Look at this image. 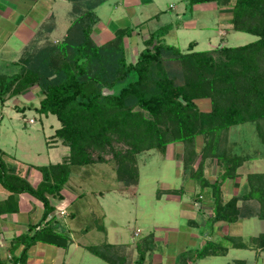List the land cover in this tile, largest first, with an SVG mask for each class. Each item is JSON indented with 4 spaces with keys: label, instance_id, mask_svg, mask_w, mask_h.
Returning <instances> with one entry per match:
<instances>
[{
    "label": "trees",
    "instance_id": "obj_1",
    "mask_svg": "<svg viewBox=\"0 0 264 264\" xmlns=\"http://www.w3.org/2000/svg\"><path fill=\"white\" fill-rule=\"evenodd\" d=\"M70 1L71 20L65 34L77 28L76 40H64L65 36L58 44L23 50L17 61L18 71L0 74V101L5 95L37 86L42 97L35 111L55 116L58 126L52 136L67 147V154L60 162L37 166L40 179L34 187L22 178L4 174H0L1 183L12 192H27L36 197L43 206L41 222L53 210L47 196L62 199L61 189L75 174L80 180L87 179L93 163L105 162L101 155L105 148L111 152L116 179L123 187H132L137 184L139 152L162 151L168 143L182 142L183 172L197 183V194L201 191L210 198L209 224L251 216L264 219V172L248 173L241 189L225 201L220 191L221 182L234 178L243 161L242 156L226 152L227 128L254 122L264 145V134L260 131L264 119V0H185L189 7L213 2L229 8L230 28L251 34L253 40L221 46L213 59L193 50L191 42L180 51L163 41L164 31L162 34L154 31L143 40V47L133 61L126 60L123 40L132 27L116 29L113 38L101 44L94 43L89 36L97 21L94 8L104 0ZM238 59L241 69L235 71L231 66ZM172 61L176 62L177 72L171 66L167 70L163 64ZM201 70L211 75L207 90ZM177 75L184 79L181 83L176 82ZM102 88L110 91L102 93ZM202 96H209L208 112L198 111L191 100ZM197 133L204 135L205 141L198 154L199 161L192 167L191 162L197 156L192 139ZM119 142L125 144V149H115L114 143ZM91 152H96L94 158ZM211 159L219 172L208 182L203 173ZM0 169L3 170L1 161ZM238 200L240 205L236 204ZM254 202L258 205L256 210L249 206L248 211L242 210L247 203ZM11 209L0 207V211ZM68 216H73L72 211ZM59 225L55 216H51L42 227L29 226L30 234L22 236L24 248L20 258L15 257V264L17 259L23 263L25 249L35 241L64 247L68 239ZM223 239L229 240L233 247L264 249V232L247 238L248 243L237 237ZM210 246L211 241H205L204 246L196 248L195 257L217 254ZM87 249L109 264L123 263V256L117 255L111 244L90 245ZM136 249L139 251L133 264L141 262L144 251L139 244ZM233 264L244 262L235 260Z\"/></svg>",
    "mask_w": 264,
    "mask_h": 264
},
{
    "label": "rangeland",
    "instance_id": "obj_2",
    "mask_svg": "<svg viewBox=\"0 0 264 264\" xmlns=\"http://www.w3.org/2000/svg\"><path fill=\"white\" fill-rule=\"evenodd\" d=\"M68 1L70 2V4H72L70 0ZM153 1V6L146 5L142 9L141 14H139L138 11H135L134 17L142 19L151 14V12L160 13L159 15H157L158 18L146 20L144 25L148 28H152V30H156V32L161 34L163 33V31L166 32L167 36L164 37L165 42L171 41L175 46H177V48L180 49V51L185 50L188 42L191 41V43L193 44L194 41H197L195 46L192 45L194 46L192 48L193 50H195L196 52L204 51L205 53L199 54L209 55L211 58L216 59L217 55L214 51L215 47H218L222 42L226 41L224 45L231 47L253 40V36L248 33L230 30L227 24H225L226 22H220L221 19L218 17L216 11H208L207 13L202 14L201 16H203L204 21L201 22V26L179 31L178 29L180 28L183 19L188 18L190 15L195 16L197 19L199 18L197 17L198 14L197 12H195V9H193V7L190 8L185 0ZM116 2H119V0H106L94 8V13L95 15H97L96 17H99L100 21L107 24L110 29L115 27L113 24V18H123L126 16L123 8L119 5V3L116 4ZM169 6L173 7L169 8ZM181 6H183V8L185 7V9L183 10L182 8V11L177 15V9L181 10ZM66 16L68 17V13L64 11L60 18V26L62 29L63 27H65V22H63V19L66 20ZM132 21L133 20H130V18H127L125 22L127 23V25L125 24L124 26L132 27V30H135L136 32L133 34L132 32H130L128 37H124L123 39L126 51V60L128 61H133L135 59L138 50L143 47L142 43L143 39L145 38V34L142 32L144 30H138V26L134 28V26L131 25ZM96 23L92 25L91 29L89 30V36L94 43H96L94 40L96 38L94 33ZM177 27L178 29H176ZM41 29L42 30L40 31V33H36L32 41L30 43H27L24 51H30L29 49H35L39 46L45 47L51 44H58L60 40H63L65 36L67 37H65L64 40L73 42L76 40L78 32L77 28H75L71 29V31L69 30V32L67 31L68 33L66 35L65 30V33L60 39H56L53 41L51 38H49L50 35H43V31L46 30L45 26H42ZM218 29H222L224 33L223 36L220 37L217 35ZM208 39L210 40V42L208 41ZM208 42L211 43V45L214 44L215 47H213L211 51L206 52L207 48L209 47ZM163 64L165 65V68L167 70L168 66H171L175 69L176 72L178 71V67L176 66V62L174 61L170 63L163 62ZM234 64L235 65H232L231 68L235 69V71H239L241 69V61L238 59L234 62ZM214 68L217 67L214 66ZM18 69L19 64L14 67H12V65H4L3 73L11 75L12 73L18 71ZM201 72L204 76V79H206L203 81V83L204 87L207 90V81L211 75L205 70H201ZM183 80V78H180L177 75V83H181ZM183 87L185 88V86ZM21 95H19L18 97L22 103L18 102V104L23 105L18 110L14 111L11 109V99H8L6 104H0V142L2 147H5L3 148L5 152L4 157L2 158L0 156V161H3L4 163H11L10 161H12L18 164L16 166L17 173L21 176H25L26 168H29V170L30 168H33V172H36L38 170L36 167L39 165H46L48 162H60L63 157V155L61 154H67V147L62 145L59 140L56 139V137L52 136L54 128L58 125L55 116L49 113L42 114L35 111V108L38 106V101L42 97V94L39 92L37 86L32 85L24 89L21 92ZM206 97L208 101L209 96ZM191 100L193 103L197 101L196 98H193ZM199 100L205 101L203 99ZM199 100L198 102H200ZM194 106L197 109L195 103ZM13 112L18 113V119L10 117L11 115H14ZM22 117H25V119L31 117L36 123H24L20 120V118ZM36 125L40 128L39 130H36ZM241 126L242 127H239L241 128L239 129V132H233L231 134V137L238 138L237 141L230 142L227 139V143L225 145V147H227L226 152L228 153L229 151L242 157H244V155H255V157H257L258 155H263L264 145L261 138L257 135L254 122L246 121V123L242 124ZM260 131L262 132V134H264V119H261ZM31 136H33L34 139L30 138ZM12 137L17 140V144L20 145V147H17V144L15 143H11ZM204 141V135L199 133L195 134L192 139V145L194 151L197 154V156L191 162L192 167H195L199 161L198 154H200L202 150ZM171 143H177L178 147L180 148L179 154L177 153V149L176 151H174V154L172 156L174 157L173 159H175V162L173 161V159L166 158V155H168L170 152L169 146L168 148L165 147L162 151L159 149H151L139 152L136 155L138 178L134 190L131 188H127L125 190L123 189L124 191L119 190L118 186H121V182H119L115 177V164L112 161L111 152L107 148H105V151L101 153L103 158L106 159L105 162L93 163L89 167V169L92 170V174L87 179L80 180L75 174L74 176L70 177L62 190L68 196L70 195V197L82 192L84 196L80 201H83V203L88 206V209L89 205H92V207L97 206V209L99 208L103 211V213L105 214L103 218V224L107 229V234L105 237L107 241H114V239L121 237V239L126 240L130 244L132 242H135L137 244L140 243V247H144L143 245H145L146 247H148V251L153 253L156 252L159 255L161 254L162 257L165 250L168 254H171L173 256L176 250H174L173 248H177V246L180 244V242H183V240L178 239L179 241H177L176 243H170V237L172 235H177L178 237V234H176L175 232H173L175 234L169 233L168 229L166 228L179 227L182 229L183 226H179V224L181 223V220L178 217L177 209L179 201H177V198L170 199L171 197L169 195H166V188L169 187L178 189V191L176 192L177 194H175L179 195L178 197L180 198V200L189 201L190 203L191 199H193L194 201H198V195L202 197H205V195L201 191L199 192V194H197L196 190L198 188H195L196 190L192 192L193 197H190V195L188 194V192H191L190 186L188 188V186L183 184V181L185 182V179L188 178V174L183 172L182 169L183 166L181 158L183 144L182 142ZM124 145L125 144L123 142H119L118 144L114 143L115 149H118L120 151L122 149H125ZM91 154L93 158L96 156V152H91ZM178 157H181L180 161L178 160ZM177 161H179V171L183 180L176 174L177 167L175 164L177 163ZM213 163H215V160L211 159L210 164L212 165ZM210 164H207V166H205L204 174L205 172H210V174L208 175H217L219 172L218 167L213 170L211 169L213 167H211ZM247 170L252 171L249 167ZM246 176L247 174L244 177L246 178ZM212 180L213 179L211 178V181ZM235 185L236 181L234 182L233 186ZM185 189L187 191H185ZM106 190L108 191L106 192ZM58 200L59 199L54 198L53 202L55 203ZM194 201L192 205L200 207L199 204H196V201ZM54 206L57 211L61 204L58 206ZM247 206H249L250 209L253 210H256L258 207L255 202L247 203L242 210L248 211L246 208ZM205 207L206 206L201 207V209L204 210L206 209ZM203 210H201V213L204 212ZM60 215L62 216V214H60L58 210L56 216H58L59 220L62 221ZM203 220H205L204 226L198 227L202 230L204 229V234L205 231L208 230L206 227L209 224V220L207 218H204ZM198 225H200V223ZM241 225L242 226H240V233H243L242 235L244 237L245 235H247L245 238H243V236L239 238L243 242L248 243L247 238H249L250 236H255V233H257L258 231H264V219L244 217ZM136 228L140 231V233H136V235H134L133 232ZM184 228H186L185 225ZM169 234L170 237L166 242V236ZM151 235L152 238L150 237ZM205 241L208 240L202 239L200 241L201 247L205 245ZM209 241H211L212 243V246H210L209 249H213L217 254L208 255L205 257L202 256L203 258L198 261V258L195 257L196 249L193 248L187 249V252L181 254L178 253V257L176 256L177 259L180 260L181 257L186 256L190 257V261L192 262V264H230L232 258H242L245 259L246 264H264V250L259 253V256H257L256 253H254L253 249L231 247L229 244V240L226 239L220 238L217 240V238L214 237L213 240ZM166 243H168L167 246L165 245ZM147 257H149L148 254Z\"/></svg>",
    "mask_w": 264,
    "mask_h": 264
},
{
    "label": "crops",
    "instance_id": "obj_3",
    "mask_svg": "<svg viewBox=\"0 0 264 264\" xmlns=\"http://www.w3.org/2000/svg\"><path fill=\"white\" fill-rule=\"evenodd\" d=\"M118 3L125 11L126 16L123 18L121 17L113 18V24L115 27L112 29H110V27H108L107 24L100 21L98 17L97 18L98 21L96 23L94 30L96 36L94 40L96 43L101 44L111 39L116 29L124 27L125 24L127 25V23H125L127 18L133 20L131 25L134 26V28L138 26L137 27L138 30H142V29L144 30L142 32L145 34V38H147V36L151 32L156 31V30H152V28H148L147 26L144 25V23L148 19L158 18L157 15H159L160 13L151 12V14L147 15L142 19L138 17L137 18L134 17L135 11H138L139 14H141L142 9L146 5L153 6L154 4L153 0H119V2H116V4ZM70 7L71 4L68 0H0V74H4L3 73L4 65H12V67L18 65L17 61L19 60V57L21 56L25 46H27V43H30L32 41L36 33H40V31L42 30L41 29L42 26H45L46 29L43 31V35L46 36L50 35L49 38H51L53 41L56 39H60L65 33V30L71 20V16L69 14ZM172 7L173 6H169V8ZM192 7L193 9H195V12H197L198 14L197 17L199 18L197 19L195 16L190 15L188 18L183 19L180 28L179 29L178 27L176 28L179 31L201 26V22L204 21L203 16L201 15L207 13L208 11H214V12L216 11L218 17L221 19L220 22H226L225 24H227L229 29L232 30L229 24L231 12L226 7H218L213 2L196 3L190 6V8ZM182 8L183 6H181V10L177 9V13H176L177 15L182 11ZM184 9L185 7L183 8V10ZM64 11L68 13V17L66 16V20L63 19V22H65L64 25L65 27H63L62 29L60 26L61 25L60 18ZM131 32L132 34L136 33L135 30H132ZM166 34L167 33L164 32L161 35L164 42H165L164 37L167 36ZM223 34L224 33L222 29H218L217 35L221 37L223 36ZM208 41L210 42L209 39ZM225 42L226 41L222 42L218 47H215L214 44L211 45V43H209L208 44L209 47L207 48L206 52L211 51L212 48L215 47L214 50L215 53L216 54L219 53V51L216 49L221 46H225L224 45ZM165 43L175 46L174 43H172L171 41L170 42L166 41ZM196 43L197 41H194L193 45L195 46ZM197 53H205V52L203 51ZM19 95H21V92L10 96L5 95L3 96L2 101H0V104H6L7 100L11 99V103H12L10 106L11 109L14 111L18 110L23 105V104H18V102H21V100H19L18 97ZM199 99H203L205 101H201ZM196 100L197 101L194 103L196 104L198 111L208 112L210 110V103L209 100L207 101L206 96L197 97ZM198 100L200 102H198ZM13 113L14 115H11L10 117H13L14 119H18L19 116L18 113L16 112ZM20 120L28 124L36 123L31 117H28L27 119H25V117H22L20 118ZM245 123L246 122L231 125L227 128V139L230 142L237 141L238 138L231 137V134L233 132H239V129H241L239 127H242L241 125ZM39 129L40 128L36 125V130ZM30 138L34 139L33 136H31ZM11 143L17 144V140L12 137ZM18 146L20 147V145L17 144V147ZM168 146L170 148L169 149L170 152L168 155H166V158L173 159L174 157L172 156L174 154V151L178 149L177 153L179 154L180 148L178 147L177 143H169L165 147L168 148ZM3 148L5 147H2L0 142V156L2 158L4 157V153H5ZM61 155L64 156L66 154H61ZM180 158L181 157H178L179 161ZM174 160L175 159H173V161ZM179 161H177L178 164L177 163L175 164L177 167L176 174L178 177L181 178L182 176L179 171ZM10 162L11 163H7V162L4 163L3 161H1L3 170L0 171V174H4L9 178H11L12 176H17L27 181L33 187L36 185V183L40 179V172L38 170L36 172H33L34 171L33 168H30V170L29 168H26L25 176H21L16 171V166L18 164L12 161ZM48 163H52V162H48ZM211 167H213L211 169L214 170L215 168H217V165L213 163ZM248 167L252 171L247 170ZM254 172L255 173L264 172V156L258 155L257 157H255V155H249V156L244 155L243 161L236 168L237 175L232 179L230 178L225 179L221 182L220 191L222 192L221 194L222 199L225 201L232 195H235L241 189V186L245 182L244 176L248 173H254ZM208 174H210V172L208 173L205 172V174L203 173V177H205L208 180V182H212L217 176L216 174L214 176L212 174L211 175ZM211 178L213 179L212 181ZM235 181H236V185H235L236 187L233 186ZM183 184L188 186V188L190 186L191 192H188V194L190 195V197H193L192 192L196 190L195 188H198L197 183L193 181L192 178L188 177L187 179H185V182L183 181ZM135 186L123 187L121 185L118 186V188L121 191H124L127 188H131L134 190ZM168 189H173V188H169V187L166 188V190ZM108 190H106V192ZM185 191L187 190L185 189ZM196 191H198V189ZM166 193H167L166 195H169L171 197L170 199L177 198V201H179L177 208L178 217L181 220L179 226H183L182 229L179 227L166 228L168 229L169 233L175 232L176 234H178V237L177 235L175 236L172 235L171 237L170 234L167 235L166 242L168 241L169 237L171 238L170 243H176L177 241H179L178 239H182L183 242H180L177 248L176 247L173 248L174 250L176 249L174 252L175 254L173 256L171 254H168L167 251L165 250V252L163 251L164 252L163 257L161 256V254L159 255L156 252L153 253L148 251L149 250L148 247L143 245L144 247L141 246V248H143L144 251L141 262L139 264H192V262L190 261V257L184 256L180 260H178L177 254L187 252V249L199 248L201 246L200 241L202 239L213 240L214 237H216L218 240L220 238L223 239L224 236L237 237V238H241L243 236L242 235L243 233H240L241 232L240 226H242L241 223L244 218L237 219L236 221L230 223L224 221H216L212 224H208V226L206 227L208 230H206L205 233L203 234L204 229L202 230L198 226H204L205 220L203 219L204 218L206 219L208 216H210L211 203H210V198L208 196L202 197L198 195L199 200L198 201L195 200V201L196 204H199L200 207L197 206L198 207L197 208L196 206L192 205L194 201L193 199H191V203H190L189 201H184V200L181 201L180 198L178 197L179 195H176L177 193L176 194L168 193V192ZM61 194H62V199H59L55 203L53 202L54 199L53 197L47 196L49 204L53 206V210L46 216V218L43 221L40 222L43 213V206L41 202L36 197H34L33 195L27 192H12L7 187H5L0 181V207L2 206L13 207V209H11L10 211H0V264H15L14 262L15 257L20 258V255L23 252L24 241L22 239V236L25 235L27 236L28 234H30L28 227L34 226V229L42 227L44 222L47 219H49L51 216H55V218L58 221H60L59 217L56 216L58 210L64 211V214H62V216L60 215L62 221L59 222L60 224L59 226H61V229L66 233L68 239L67 244H65L64 247H61L49 243H44L41 241H35L25 249L23 254L22 264H109L108 262H106L99 256L93 254L91 251L87 249V247L90 245L98 246L103 243L111 244L113 250L117 252L116 254L123 256L122 264H133L138 254L136 249L137 243L132 242L130 244L126 240L121 239L120 236H119L120 238H117L118 240L114 239V241H110V240L107 241L105 239L107 234V229L104 227L103 224L104 223L103 218L105 216L103 211L100 210L99 208L97 209V206L92 207V205H89V209H88V206L84 204L83 201H80L81 198L84 196L82 192L78 193L77 195L76 194L72 195V197H70V195L68 196L61 189ZM51 201L53 202V204ZM60 204L61 206H59V209L56 211L54 205L58 206ZM69 204L71 210L68 209ZM236 204L240 205V201L238 200ZM204 206H206L205 207L206 209L204 210L201 209V207ZM201 210H203L204 212L201 213ZM69 211H72V215H73L72 217L68 216ZM248 218H257V217L251 216ZM199 223L200 225H198ZM184 225L186 226V228H184ZM260 232H264V231H258L257 233H255V235H257ZM136 233H140V231L137 228L135 229L133 234L136 235ZM246 236L247 235H245V237ZM150 237L152 238V235ZM245 237L243 236V238ZM229 244L231 247H233L231 243ZM165 245L167 246L168 243H166ZM234 248H241V247H234ZM246 248L253 249L254 253H256L257 256H259V253L264 250V249L254 248L252 246L244 247L242 249H246ZM147 254L149 255V257H147ZM201 258L203 257L198 258V261L201 260ZM235 260H242L244 264H246L245 259L242 258H232L230 264H233L232 262H234ZM16 263L21 264L19 263V259H17Z\"/></svg>",
    "mask_w": 264,
    "mask_h": 264
},
{
    "label": "water",
    "instance_id": "obj_4",
    "mask_svg": "<svg viewBox=\"0 0 264 264\" xmlns=\"http://www.w3.org/2000/svg\"><path fill=\"white\" fill-rule=\"evenodd\" d=\"M78 62H80V60H79ZM109 91H110V90H109ZM109 91H106V88H102V93H107V92H109ZM178 99L181 100L180 97H178Z\"/></svg>",
    "mask_w": 264,
    "mask_h": 264
},
{
    "label": "built area",
    "instance_id": "obj_5",
    "mask_svg": "<svg viewBox=\"0 0 264 264\" xmlns=\"http://www.w3.org/2000/svg\"><path fill=\"white\" fill-rule=\"evenodd\" d=\"M59 213H60V214H63V213H64V211H63V210H59Z\"/></svg>",
    "mask_w": 264,
    "mask_h": 264
}]
</instances>
